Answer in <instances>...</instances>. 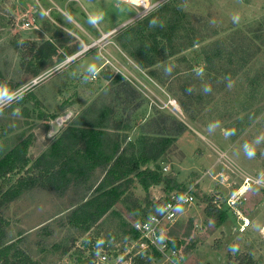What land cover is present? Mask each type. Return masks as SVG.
I'll use <instances>...</instances> for the list:
<instances>
[{
  "label": "rangeland",
  "instance_id": "374dc122",
  "mask_svg": "<svg viewBox=\"0 0 264 264\" xmlns=\"http://www.w3.org/2000/svg\"><path fill=\"white\" fill-rule=\"evenodd\" d=\"M158 8L165 17L171 9L181 13L176 41L185 44L164 55L161 40L164 52L144 68L125 44L128 36L143 39L150 27H142V17L128 19L134 9L123 1L0 0V96H9L0 102V157L28 138L26 156L34 158L93 109L107 111L105 129L131 142L146 132L159 135L152 130L155 118L167 115L183 123L185 132L170 136L164 153L148 166L157 164L190 189L193 201L161 233L171 246L178 243L173 262L156 249L143 250L149 264H235L244 254L264 264V187L253 185L247 192L241 205L245 226L235 225L224 203L242 174L264 181V0H167L151 12ZM110 27L108 33L98 29ZM44 39L57 53L42 62L32 52ZM32 67H39L34 76ZM128 87L134 92L125 96L122 88ZM64 113L69 116L49 136V120ZM21 169L0 175V181L13 183ZM93 171L87 190L84 183L70 184L62 194L30 188L8 202L1 209L4 242L37 264L126 262L134 251L132 222L146 202L145 216L158 211L170 190L162 183L143 189L134 178L122 194L128 200L120 196L84 229L69 215L92 194L100 177ZM205 196L218 197L227 212L218 226L203 211ZM102 253L106 259L100 260Z\"/></svg>",
  "mask_w": 264,
  "mask_h": 264
},
{
  "label": "trees",
  "instance_id": "16d2710c",
  "mask_svg": "<svg viewBox=\"0 0 264 264\" xmlns=\"http://www.w3.org/2000/svg\"><path fill=\"white\" fill-rule=\"evenodd\" d=\"M162 8L149 12L141 19L142 27H150L143 39L138 40L131 36L126 39L125 50L131 55L135 62L141 67H149L163 51L164 41L166 55H171L177 51L178 46H184V42L176 41L179 38L176 33L181 23V13L176 9H171L169 15L165 17ZM135 32L137 29L133 28ZM64 39V38H63ZM189 39V40H188ZM187 44H192L193 40L187 36ZM124 46V44H122ZM69 53L72 48H68ZM56 47L50 39H44L33 47L32 56L41 58L42 62L48 60L56 54ZM206 53V52H205ZM209 61V57L205 55ZM39 67H32L31 74L34 76L39 72ZM148 72L153 74V70ZM115 78H120L117 74ZM125 96L133 94L134 90L130 87L122 88ZM102 112L105 115H102ZM41 116H46L44 113ZM91 117V118H90ZM107 111L103 109L91 110V115L79 121L77 125L64 127L56 136L53 137L49 145L45 147L34 158L26 156V145L29 144L28 138L23 144L15 145L9 153L0 157V175H4L14 168L21 166V174L13 183L4 185L0 181V264H37L23 250L15 247L11 242H4V219L1 209L11 200L16 198L22 191L30 188H41L53 190L62 194L70 184H82L86 190L89 188L87 180L93 175L96 168L100 177L95 184H92V194L77 204L69 215L80 220L84 229L95 224L97 220L108 210L114 202L122 195L127 186L134 178L137 179L143 189H147L152 184L162 183L163 189L182 191L184 188L180 183L168 173L162 174L157 164L152 167L146 165L147 161H155L159 158L169 144V137L161 135L164 132L177 133L181 131L182 124L170 121L166 124L167 117L159 115L155 118L153 131L159 135H139L134 142L125 141L120 145V141L115 134L106 131L105 127ZM125 135H122V140ZM205 202L203 211L215 225H220L226 217L222 208L216 207L212 203V197H203ZM148 202L143 206L139 218L145 216ZM133 208L135 202L131 204ZM132 228V227H131ZM133 236L136 231L132 228ZM176 247L178 243L171 241ZM192 245V244H191ZM69 246L63 248L66 253ZM235 264H256L247 254L237 256ZM129 264H149L147 254H136L128 257Z\"/></svg>",
  "mask_w": 264,
  "mask_h": 264
},
{
  "label": "built area",
  "instance_id": "2783aa9c",
  "mask_svg": "<svg viewBox=\"0 0 264 264\" xmlns=\"http://www.w3.org/2000/svg\"><path fill=\"white\" fill-rule=\"evenodd\" d=\"M120 1H123L132 6V8L134 9V14L128 19L134 20L144 17L146 14L151 12L153 8L157 7L167 0ZM113 30L114 29L112 28L109 32ZM39 77L40 75L34 77L32 82H36ZM7 98H9V96H7L6 98H2L0 96V102L4 101L5 99L7 100ZM253 185L264 187V181H262L259 177H254L249 174H242V178L238 187H236L224 201L225 205L229 209H231V211L237 218V221L235 223L237 227L245 226L248 223L247 217L241 213V205L246 199L248 190L252 188ZM217 198H213L212 203H214L216 207L221 208V202ZM192 201L193 194L191 193L190 189H184L182 191H176L175 189H173L169 191L166 199L162 201V204L159 207L158 211L151 212L141 219L138 218L134 220L132 222V227L136 231V236L133 240L134 251L132 255L140 253L146 254V251L143 250L156 249L166 259L172 261V257L176 256V252L178 250L177 248L168 244V242L161 237V233L163 232V229L168 226V224L172 223L175 220L177 211L181 207L190 205ZM262 203L264 204V193ZM99 257L100 260L106 259V254L102 253ZM122 264H129V260H126V262H122Z\"/></svg>",
  "mask_w": 264,
  "mask_h": 264
},
{
  "label": "crops",
  "instance_id": "0c3cea01",
  "mask_svg": "<svg viewBox=\"0 0 264 264\" xmlns=\"http://www.w3.org/2000/svg\"><path fill=\"white\" fill-rule=\"evenodd\" d=\"M99 29V32L101 33V32H103V31H105V32H109L111 29H112V27H110L109 29H107V30H102V29H100V28H98ZM173 104H174V102H171L170 103V105L172 106V107H174L173 106ZM186 104H183V106H185ZM163 106H167L166 105V103H165V105H163ZM168 109H170L169 107H167ZM166 117H167V121H166V124L165 125H168V123L170 122V121H172L173 119H168V116L167 115H165ZM174 121V120H173ZM176 123H179L178 121H175ZM180 124H182L183 125V123H180ZM154 126V125H153ZM154 128H155V126H154ZM183 128H184V125H183V127L181 128V131H179V132H177V133H171V132H164V133H162L161 135H164V136H166V137H169V138H171L170 136H177L178 135V133L180 134H182V133H184L185 131H183ZM108 129V130H107ZM109 130H111V128H106V131H109ZM157 131V130H156ZM156 131H153V132H156ZM183 131V132H182ZM109 132H112L113 133V131H109ZM113 134H115V136L118 138V135L116 134V133H113ZM143 134H149V133H143ZM143 134H141V135H143ZM168 134H170L169 136H168ZM171 134H173V135H171ZM183 135V134H182ZM120 139V145H123L124 144V142L126 141V140H122V137H120L119 138ZM171 140V139H170ZM122 143V144H121ZM42 150H40L39 152H38V154L41 152ZM37 154V155H38ZM158 159V158H157ZM154 161H147L145 164L146 165H151L152 163H153ZM45 190V189H44ZM48 191V190H47ZM264 230V229H263Z\"/></svg>",
  "mask_w": 264,
  "mask_h": 264
},
{
  "label": "water",
  "instance_id": "95a60500",
  "mask_svg": "<svg viewBox=\"0 0 264 264\" xmlns=\"http://www.w3.org/2000/svg\"><path fill=\"white\" fill-rule=\"evenodd\" d=\"M68 116H69V113H64V114H58L54 118L50 119L48 135L53 136L57 132L60 123L63 120H65Z\"/></svg>",
  "mask_w": 264,
  "mask_h": 264
}]
</instances>
